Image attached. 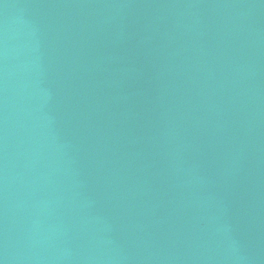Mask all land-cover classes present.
Here are the masks:
<instances>
[{
	"label": "water",
	"instance_id": "95a60500",
	"mask_svg": "<svg viewBox=\"0 0 264 264\" xmlns=\"http://www.w3.org/2000/svg\"><path fill=\"white\" fill-rule=\"evenodd\" d=\"M264 173V0H179Z\"/></svg>",
	"mask_w": 264,
	"mask_h": 264
}]
</instances>
